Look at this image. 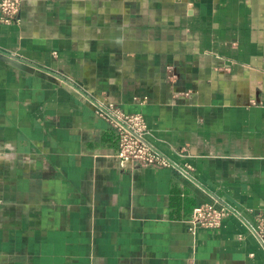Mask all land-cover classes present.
<instances>
[{
	"label": "crops",
	"instance_id": "1",
	"mask_svg": "<svg viewBox=\"0 0 264 264\" xmlns=\"http://www.w3.org/2000/svg\"><path fill=\"white\" fill-rule=\"evenodd\" d=\"M176 167L117 166L87 98ZM228 206L217 229L192 210ZM264 0H22L0 24V264H264Z\"/></svg>",
	"mask_w": 264,
	"mask_h": 264
},
{
	"label": "built area",
	"instance_id": "2",
	"mask_svg": "<svg viewBox=\"0 0 264 264\" xmlns=\"http://www.w3.org/2000/svg\"><path fill=\"white\" fill-rule=\"evenodd\" d=\"M21 2L22 0H0V24L10 25L20 22ZM86 102L94 114L104 120L116 133L115 159L119 169L135 171L176 167L173 162L145 141V137L150 135V130L142 114L126 113L109 101L87 98ZM232 212L228 206L211 204L196 206L187 220L188 230L193 233L197 228L217 229L222 220ZM251 230L264 245V214L258 215Z\"/></svg>",
	"mask_w": 264,
	"mask_h": 264
}]
</instances>
